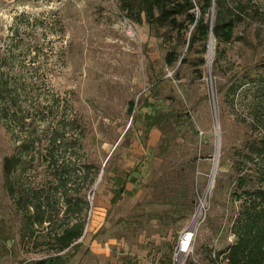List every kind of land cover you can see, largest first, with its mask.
<instances>
[{
  "label": "rangeland",
  "instance_id": "374dc122",
  "mask_svg": "<svg viewBox=\"0 0 264 264\" xmlns=\"http://www.w3.org/2000/svg\"><path fill=\"white\" fill-rule=\"evenodd\" d=\"M225 4L239 20L217 58L209 38L198 74L187 32L131 21L117 0H0V77L18 87L20 111L80 124L58 149L63 171L34 164L19 174L26 191L47 194L52 219L21 239L30 229L1 178V160L21 134L0 120V264L52 253L65 197L87 208L82 236L59 252L64 264H205L232 242L230 166L264 137V0ZM174 46L179 57L169 66L164 55ZM156 111L166 120L146 128V113ZM124 174L134 192L117 197Z\"/></svg>",
  "mask_w": 264,
  "mask_h": 264
},
{
  "label": "trees",
  "instance_id": "16d2710c",
  "mask_svg": "<svg viewBox=\"0 0 264 264\" xmlns=\"http://www.w3.org/2000/svg\"><path fill=\"white\" fill-rule=\"evenodd\" d=\"M225 1L117 0L119 9L131 21L140 22L143 19L150 28L163 27L169 32L174 31L176 36L187 32L186 51L195 53L194 65L198 74L204 64L203 55L209 38L212 37L214 40L215 58H217L220 52L219 44L230 40L235 23L239 20L237 14H226L229 10ZM209 12L210 20L206 18ZM178 57L179 54L174 46L165 53L164 62L171 66ZM181 61L184 59L181 58ZM229 89L234 93L237 87L230 86ZM19 94L18 87L14 83L10 84L7 78L0 77V120L7 125L13 123L21 134L20 137L13 139L15 144L10 154L1 160V178L6 193L20 210L24 227L30 229L26 231L29 234L26 232L20 234L23 239L26 236L30 237L35 226L43 223L48 225L52 219L51 213L46 211V207L50 205L47 194L26 191L18 182L19 174L34 164L63 171L65 161L59 159L58 149L64 143L65 134L69 131L73 133L80 124L75 116L67 118L65 115H59L55 120L54 116L50 120L40 116L34 121L27 113L20 111L16 101ZM130 108L129 105L128 110ZM166 116V113L161 111L146 113L145 125L159 127V124L166 120ZM81 132L77 134L76 142L80 141ZM166 144L167 142L160 143L158 145L160 150H165ZM66 148L63 147L62 155ZM81 165L82 168L87 169L89 164L84 162ZM230 167L234 173V185L229 195L236 201V209L229 226L233 240L223 249L216 251L213 257L208 253L205 264H264V137H255L248 141L246 147L236 152ZM97 173L98 169L93 172L88 184L94 182ZM66 180H60V186H64ZM117 192H121V186L118 187ZM76 200L78 199L65 197L63 213L67 218L52 235L55 242L52 253L30 261L29 264L65 263L62 253L59 252L79 239L85 226L87 203L79 199L81 201L79 205Z\"/></svg>",
  "mask_w": 264,
  "mask_h": 264
},
{
  "label": "crops",
  "instance_id": "0c3cea01",
  "mask_svg": "<svg viewBox=\"0 0 264 264\" xmlns=\"http://www.w3.org/2000/svg\"><path fill=\"white\" fill-rule=\"evenodd\" d=\"M152 126H147L146 128H151ZM133 182H135V179H134V177H132V176H129V175H127V174H124L123 175V178L121 179V184L119 185V186H121V192L120 193H118L117 191H116V196L117 197H119V196H121V194H126V195H128V196H131L132 194H133V189L132 188H126L125 187V184L127 183H130V184H132Z\"/></svg>",
  "mask_w": 264,
  "mask_h": 264
},
{
  "label": "bare ground",
  "instance_id": "6f19581e",
  "mask_svg": "<svg viewBox=\"0 0 264 264\" xmlns=\"http://www.w3.org/2000/svg\"><path fill=\"white\" fill-rule=\"evenodd\" d=\"M212 49V48H211ZM210 51V49L208 50V52ZM193 225H194V223H193ZM192 225V227L191 228H194V226ZM192 229H190V231H191ZM190 231L189 232H187L185 235L183 234V238H181V240H180V246H179V250H180V252H184L185 250H186V247L188 246V244H189V241H190Z\"/></svg>",
  "mask_w": 264,
  "mask_h": 264
},
{
  "label": "built area",
  "instance_id": "2783aa9c",
  "mask_svg": "<svg viewBox=\"0 0 264 264\" xmlns=\"http://www.w3.org/2000/svg\"><path fill=\"white\" fill-rule=\"evenodd\" d=\"M60 1H62V0H57V2H60Z\"/></svg>",
  "mask_w": 264,
  "mask_h": 264
}]
</instances>
